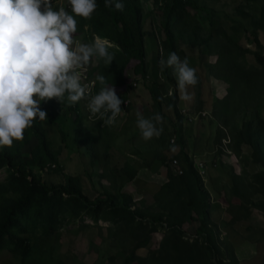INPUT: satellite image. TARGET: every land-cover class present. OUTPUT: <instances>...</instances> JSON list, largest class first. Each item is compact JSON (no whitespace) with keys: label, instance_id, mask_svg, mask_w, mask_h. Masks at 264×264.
I'll return each mask as SVG.
<instances>
[{"label":"rangeland","instance_id":"obj_1","mask_svg":"<svg viewBox=\"0 0 264 264\" xmlns=\"http://www.w3.org/2000/svg\"><path fill=\"white\" fill-rule=\"evenodd\" d=\"M195 1L206 14L189 7V0H183L185 10L213 32L223 28L240 45L242 50L234 54V61L262 71L254 53L264 56V20L259 19L264 0ZM51 2L53 10H71L68 0ZM160 4L158 0H141L142 62L125 60L117 40L120 25H114L102 8H96L83 28L86 31L91 26V32L74 34V40L83 44L93 43L96 37L106 39L114 56L108 66L93 56L79 69L86 93L95 85L101 89L96 77L102 75L106 85H125L130 105L109 125L107 117L99 114L87 117L90 98L86 94L74 105L78 109L68 114L65 136L48 113L46 121L37 118L55 160L46 159L41 168L31 167L36 179L49 187L66 184L69 175L74 177L91 200L107 197L116 201L114 193H126L138 217L106 204L86 207L65 193L36 197L29 206L17 210L10 229L26 240L28 259H19L18 242L2 238L0 264H213L201 237L193 236L200 220L188 206L190 201L210 213V230L222 248L220 258L232 264L231 255L235 254L237 264H264V176L260 174L264 165L254 158L252 146L243 142L249 128L245 130V123L251 122L264 159V84L258 95L256 80L249 86L244 82L232 86L218 76V55L178 39L175 53L181 60L188 58L198 77L197 84L188 87L191 99L181 100L173 69L161 71L159 65L170 54L164 47ZM154 83L159 87V102L148 91ZM39 107L44 110L41 102ZM137 111L145 118L155 114L163 117L162 125H157L163 128L159 137L142 138ZM88 139L86 149L83 143ZM15 143L20 141H13L10 152L31 156L37 140L31 137L19 149L14 148ZM182 153L193 165L194 159L205 164V173L197 172L200 196L192 197L187 185L193 187L194 182L175 175L170 166L171 158ZM14 162L19 163L18 158L0 165V219L10 204L22 197L24 181L12 167ZM135 166L140 167L139 172Z\"/></svg>","mask_w":264,"mask_h":264},{"label":"clouds","instance_id":"obj_2","mask_svg":"<svg viewBox=\"0 0 264 264\" xmlns=\"http://www.w3.org/2000/svg\"><path fill=\"white\" fill-rule=\"evenodd\" d=\"M71 14L63 7L53 10L51 0H0V147H11L13 141H22L25 130L33 121L47 120V112L41 110V101L55 98L75 105L86 95L80 83L78 69L89 64L93 56L103 59L108 66L114 56L106 39L96 37L91 44L74 40L77 31L75 17L90 19L96 10V0H68ZM124 10L122 2L105 0V7ZM161 71L171 67L177 81L181 100H190L189 86L198 82L196 70L175 53L159 61ZM96 80L102 86L91 97L88 109L92 115L107 117L111 125L121 113L123 101L112 85H106L105 77ZM137 127L147 141L159 137L163 117L159 114L145 118L137 111Z\"/></svg>","mask_w":264,"mask_h":264},{"label":"trees","instance_id":"obj_3","mask_svg":"<svg viewBox=\"0 0 264 264\" xmlns=\"http://www.w3.org/2000/svg\"><path fill=\"white\" fill-rule=\"evenodd\" d=\"M115 2H117V0H113V5ZM119 2L124 4V10L122 12L115 10L114 6L105 7V0H96L97 8H102V10L110 17L114 25L117 27L120 25L121 30L117 40L124 54L125 60L127 62L132 60L142 62L145 56V51L143 48L144 34L142 30V15L140 7L141 0H119ZM158 2L161 3L160 10L163 17L162 28L165 33L164 47L170 50V53L176 51L175 43L178 39L182 40L185 44L191 47L204 46L210 51V53L218 55L217 70H221V73L218 75L219 78L225 80L232 86H236L241 82H244L249 86L254 80H256V93L258 95L261 86L264 84V56L262 54L255 52L254 56L256 61L262 65L263 70L247 69L234 61V54L240 53L242 48L223 28L216 32L206 28L195 14L185 10L186 4L184 5L183 0H158ZM188 6L201 14H206V10L195 0H189ZM66 11L71 14L70 9H67ZM75 19L77 20V33L87 34L91 32V26H89L86 31L83 30L84 26L87 25V20H90L91 18L83 19L77 16ZM259 19L264 20V7L260 10ZM248 41L253 42V40L249 38ZM257 47L259 48V45ZM77 72L79 73V69ZM99 91L100 89L98 85H95L87 91L86 94L91 99V97L96 95ZM148 91L154 101H160L159 87L156 83H154ZM171 101L173 108H175L176 104L174 100L172 99ZM41 104L44 110H47L50 121L57 126V130L60 132L61 136H65L66 132L64 130V126L66 119L68 118V114L70 111L72 112L73 109L78 108H75L74 105L69 106L66 99L65 101L59 103L55 98H53L47 102L41 101ZM62 106H64V108ZM86 110L87 117H89L90 111L88 106L86 107ZM72 122H75L76 124V121ZM100 124V122H97L99 127ZM250 124L251 122L245 123V130H247V127L249 128L246 131V139H244L243 142L252 146L254 158L257 162H262L264 165V159L260 157L263 147L255 136L257 129L251 130ZM31 137H34L37 140L31 156H21L16 152H10L11 147L4 146L0 149V165L7 164V162L10 164L15 157L18 158L19 163L14 162L12 167L15 168L20 179L24 181V188L21 192L22 197L18 201L12 202L10 206L5 209L2 219H0V239L5 238L11 243L18 242L20 246L19 259L21 261L28 259L30 248L25 239L19 238L10 232L12 219L17 210H21L23 207L29 206L36 197L46 198L50 193L59 195L65 193L79 199L86 207L106 204L109 208L124 209L128 211L129 215L132 217H138V214H136L135 210L132 208V204L127 201L128 194L126 193L120 191L114 193L117 194L116 201H112L107 197H105V199L97 198L91 200L84 195L82 189L75 184L74 177L70 175L67 177L66 184L50 187L41 184V180L39 178L36 179L33 171H31V167L35 166L41 168L45 164L46 159L54 161L55 157L53 156L52 150L48 147L44 129L37 119L33 121L32 127L25 130L24 139L20 141V143H15L14 148L19 149L20 145L27 143ZM86 144H90V141L83 143L85 146H82L86 148ZM174 158H180L186 166L183 174L178 175L173 170L175 172L174 174L182 179L185 178L193 181L195 184L193 187L189 184L187 185L189 187V192L192 194V197L196 195L200 196L201 191L196 188V184H198L200 177L194 169L193 163L188 159L187 154L182 153ZM172 159L173 158H171V160ZM260 174L264 176V171H261ZM257 176L259 177V173ZM77 180H79L78 177ZM193 203V201L188 202V206L190 209H193L196 216L200 220V224L196 228L193 236L201 237L202 241L211 253L213 264H229L220 258V255H222V248L216 242L210 230V213L206 209L197 208ZM148 220L150 222L154 221L151 217H148ZM174 231L176 232L177 229H174ZM223 248L226 249L227 252L230 251L226 244H224ZM231 256L232 264H237L238 259L235 254H232Z\"/></svg>","mask_w":264,"mask_h":264},{"label":"built area","instance_id":"obj_4","mask_svg":"<svg viewBox=\"0 0 264 264\" xmlns=\"http://www.w3.org/2000/svg\"><path fill=\"white\" fill-rule=\"evenodd\" d=\"M136 84V83H134ZM116 94L119 98H121V100L123 101V103L121 104V113H124L125 111H127L129 105H130V99L127 97V89L125 87V85H120V86H116L114 87ZM172 142H174V139H171ZM194 167L197 170V172L200 175H203V173H205L206 167L203 161H195L194 159ZM171 167L173 168V170L178 174L181 175L184 173L186 166L185 164L181 161L180 158H173L171 160L170 163Z\"/></svg>","mask_w":264,"mask_h":264},{"label":"crops","instance_id":"obj_5","mask_svg":"<svg viewBox=\"0 0 264 264\" xmlns=\"http://www.w3.org/2000/svg\"><path fill=\"white\" fill-rule=\"evenodd\" d=\"M127 155H128V154L125 155V159H126V160H129V159L127 158ZM132 155H133V154H131L130 156H132ZM135 157H136V156H135ZM136 158H137V157H136ZM137 160H138V159H137ZM130 162H134V160H131ZM135 169L137 170V171L135 170L136 172H139V171H140V167L135 166ZM126 181H128V179L125 180L124 182H126Z\"/></svg>","mask_w":264,"mask_h":264}]
</instances>
